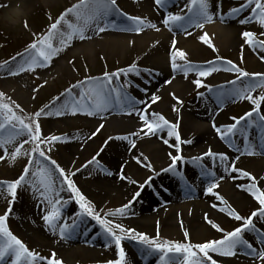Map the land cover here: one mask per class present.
<instances>
[{
    "label": "rangeland",
    "instance_id": "374dc122",
    "mask_svg": "<svg viewBox=\"0 0 264 264\" xmlns=\"http://www.w3.org/2000/svg\"><path fill=\"white\" fill-rule=\"evenodd\" d=\"M209 1L211 0H206L207 4H209ZM5 2L6 0H0V65H3V67H0V92L4 93V96L0 97V103L9 104L13 112L16 111V115H30L41 109H44L46 113L52 112V115H41L39 117L42 136L64 137V139L53 143L51 146L47 143L41 145L46 153L45 157H40L38 153H32L33 144L30 141L24 143L25 140H28L26 134L17 137L12 144L6 146L7 155H5L4 149L0 148V156H4V159L0 160V182H13L23 174L26 166L30 168L25 182H22L17 188L14 201H12L7 189L0 185V216L4 215L11 207L6 224L13 235L20 239L30 251H34L40 256L50 258L51 253L55 252L56 259L62 260L63 264H109L110 261L119 259V249L116 247L113 238L93 216L87 215L80 209L74 194L68 190L66 183L62 182L63 178L56 170L55 165L51 164V160H55L61 168L65 169L66 173H75L71 176V179L80 192L91 202L95 213H98L101 218L110 220L113 224H120L126 229H134L136 233L146 234L149 238L159 236L161 241L169 240L181 243L190 241L197 244L219 240L224 233L241 227L243 222L237 221L234 217L217 215L211 217L213 216L209 212L210 209L212 210L211 205L199 209L196 215H191L189 210H184L160 215L153 220L152 224L143 222L142 214L145 213L144 208L146 205L150 202H158L159 197L165 196L167 192L171 193L170 187L172 185L176 187L174 190L175 195L181 194L188 186H200L203 171L199 165L192 167L193 170L188 169L187 172L185 168L179 169V171H163V169L168 168L171 162L168 155L169 151L174 155H182L183 159L181 161H185L186 166L190 167L187 161L190 159L185 158L187 155L189 156L188 152L181 149L177 153L176 149L172 147L176 143L175 137H169L167 129H164L159 132L164 134L169 143L165 145V148H161L156 152L154 156L156 160L163 162L162 164L168 165L158 168L159 170L157 169L152 176L144 179L143 172L152 169L145 165L151 164L152 158L146 152V145L151 139L149 135L145 136L140 131L143 125L134 131L129 129L130 125L125 130L119 131L111 128L107 123L99 128V125L92 124L90 120L93 118L105 120L111 116L130 118L134 117L136 111H138V115L144 112L152 119L153 113H156L163 115L170 123L178 125L177 131L182 140H192L196 137L197 131L188 114L203 106L205 101H211L216 104L219 110L225 111L218 118V122L221 131H226L227 126L235 123L233 117L245 116L254 108L251 101L233 96L232 91L242 89L257 79L251 75L237 79L238 74L236 72L223 70L227 66L226 61H232L250 74H264V60L260 58L264 53H261L258 48L248 45L242 35L244 31H251L256 34L258 39L263 37L260 34L264 33V28L257 19L252 18L251 8L254 7V3L244 7L237 14L228 13L231 17V23L237 27L238 33L232 47L221 48L214 39L209 37L210 44L204 43L206 51H203L198 57V59L204 60L200 63L197 62L198 59L195 56L186 52L187 59L193 64L206 68L210 66L208 62H214L212 66L220 70L207 77H199L195 71L185 77L182 72L173 71L171 68L174 75L191 82L190 89L182 97L175 95V98L173 93L163 92L159 95L160 99L158 101L151 103L152 111H144L141 106L139 107L138 101H148L151 93L144 92L147 89L146 86L152 85L153 91L157 94L169 79V75L161 72L155 63L153 58V53L156 51L155 45L148 47L138 40H131L124 51L113 50L114 45L107 49L103 48L102 45H98L92 53H80L74 50V46L88 42L89 37L83 40L74 37L68 46L64 47L60 43L62 37L59 32L66 33L69 30L66 27H63L62 30V26H60L59 32L52 37L51 42L54 47H63V50L52 59L50 64L36 67L33 70L19 71L21 65H24L27 69L23 57L26 55L28 46L45 35L51 24L67 9L78 4L80 0H27L24 5V13L19 16L11 15L12 20L5 16L3 8ZM187 2L188 0H167L164 7H159L154 3V0H151L153 10L160 12L161 19L159 23L162 24L163 19L169 13L185 16L183 7ZM235 4L241 7L242 4H247V0H236ZM116 6L119 9L118 11L113 9L99 22L101 27H105L104 32H98L96 25L92 24L85 32V36L91 33V37L101 39L107 33L122 32L119 29L121 27H130L132 21L128 17H133L135 13L128 11L119 0H116ZM67 18L72 23H76L74 15L69 14ZM242 20L245 23H241ZM186 21L181 22L184 23L183 28L179 25L168 26L171 36L186 34L185 28H187V32L198 29L194 26L187 27ZM171 28L174 31H171ZM147 29L149 28H144L141 32ZM165 51L171 55L172 46H169ZM250 55L261 62L260 67L249 63ZM13 57H15V60H13ZM178 63L183 62L178 61ZM133 64L136 65L139 74L136 72L121 73L118 78L113 79L111 87L125 93L126 97L135 105V108L138 107L136 111H132L128 107V99L122 96L121 101L118 102L115 93H112L109 107L102 113L89 116L84 112H77L73 115L69 107L64 110L63 115L57 116L54 114L55 110L60 108L66 100L79 99L81 91H87L86 82L83 89L79 87L72 89V96L69 97L66 89L71 88L72 85L77 84L79 81H85L88 77L103 79L105 72H117L119 69H127ZM12 72L16 74L13 75ZM217 78H224V81L214 89L213 93H209L212 97L205 96L204 94L211 89L210 81ZM195 79H201L204 86L197 87L193 82ZM233 81L235 83H232ZM62 93L64 95H61ZM261 94H264V88H256L252 92L254 97ZM57 97H60V99L56 100ZM178 101H182V103ZM16 105H19V108ZM159 105H164V109L161 111L155 110ZM174 107L178 111H174ZM5 113L6 110L0 109V122H4ZM260 116H264V108H260L258 113L253 112L252 117L241 121L240 125L247 123V121H252L254 124H264L260 121ZM13 125L19 127L18 122L15 120L5 123L4 128L0 129V137L7 138L12 135L14 133ZM98 128L99 131L97 132ZM94 132H96V135H92ZM214 132L218 134L216 128H214ZM254 132L256 138L262 141L264 147V128L262 131L257 129ZM132 133L140 134L133 136ZM122 136H128L129 140L116 139V137ZM110 137L112 139H109ZM133 140L138 147V151L128 156L123 155L119 150V144H131L130 141ZM227 146L231 147V145ZM17 147L21 148V154L13 160L11 153ZM262 155L264 156V152H262ZM138 156L141 157L140 162L135 159ZM47 157H50L51 160ZM93 157L96 158L95 161H93ZM143 157H147V161H144ZM30 159L33 161L31 165H29ZM89 161L93 162L89 163ZM41 167H46L52 172L53 188L55 189V193L51 197L52 202L55 203L56 199L61 201V204L58 205L61 211V219L57 223L63 224L66 222L70 226L64 237L60 236L59 228L53 232L42 219L46 212L51 210L52 205L41 196L44 188L40 184V177L32 175ZM117 168H120L124 182L116 186L110 184L106 180V176ZM243 168L245 171L257 170L256 166L251 164ZM191 175L195 176L191 177ZM185 178L188 182L183 180ZM137 192L140 193L139 196H136ZM208 196L215 205H225L218 196L223 197L224 201H227V205L232 203L226 195L222 194L221 188L215 189ZM130 202V207L124 215H106L110 211H115ZM236 207L235 212L247 218L259 208V204L255 200L250 204L238 203ZM158 211L154 210L153 213H158ZM206 216L213 223L218 224L224 232L222 233L213 228L205 219ZM258 217L253 218L254 230H257V228H263L264 230V223L263 227L257 224L259 223ZM196 230L201 231L196 232ZM114 231L118 235L121 234L118 229H114ZM185 231L189 233L187 238L184 236ZM248 231L242 233L244 239H246ZM173 232L176 234L174 235ZM66 239L73 242L66 241ZM64 243L67 246L66 248L63 247ZM68 246L72 247L69 248ZM78 246H86L90 248V251L82 253L72 250ZM121 247L125 252V264H159L161 253L150 251L146 244L138 239H132L129 234H125V238L121 241ZM237 249L242 250L243 246ZM176 255L180 257V261L183 260L182 254ZM210 255L217 261V264H236L239 260L237 250L233 256H221L217 253H210ZM0 264H11V258L6 257L4 261H0ZM40 264H47V261H41ZM256 264H264V259Z\"/></svg>",
    "mask_w": 264,
    "mask_h": 264
},
{
    "label": "snow or ice",
    "instance_id": "6c2138e0",
    "mask_svg": "<svg viewBox=\"0 0 264 264\" xmlns=\"http://www.w3.org/2000/svg\"><path fill=\"white\" fill-rule=\"evenodd\" d=\"M167 0H154V3L159 7H164ZM254 3V7L251 8V12L253 14L252 18H255L259 21V23L264 26V0H247V4H242L239 8L231 9L232 14H237L243 10L244 7L248 5H252ZM185 7L188 9L192 15L187 17V21L184 15L180 14H172L169 13L164 19L163 24L165 26L169 25H179L180 27H184V23H187V27H197L202 28L204 22H211L212 16L208 12V4L206 0H188ZM113 9L119 10L116 6V0H80V2L76 5H73L71 8L67 9L61 16L51 24L48 32L34 41L32 44L28 46L26 50V55L23 57L25 63L27 65V69L24 65L19 67V71L25 70H33L36 67H42L47 64H50L52 59L57 56L62 50L63 47H54L52 44V37L59 32L60 26L62 22L67 25V29L69 31L59 32V35L62 37L60 43L62 46H68L69 42L74 38L78 37L83 40L87 37L85 36V32L88 30L89 26L92 24L96 25L98 32H104L105 27H101L99 22L100 20L107 16V14ZM72 14L75 16L76 23H72L66 19V17ZM130 21H132V25L124 30L126 31H134L136 33H140L144 28H153L159 31L155 24L148 21L146 18L141 17H128ZM241 23H245L244 20ZM185 31L188 35H191L190 32H187V28ZM242 35L245 37V41L248 45L253 48H258L261 53H264V39H258L256 34L251 31H244ZM264 36V33L260 34ZM199 39L205 43L210 44V40L207 33H204L199 37ZM172 49L170 60H171V68L173 71L182 72L185 77L191 72H196L199 77H207L211 75L213 72L218 71L215 66H212L214 62H208L209 67H203L199 65L193 64L191 61L187 59V53L181 49L176 48V40L172 41ZM23 55V54H21ZM260 58L264 60V55H261ZM219 59V58H218ZM15 60V57H13ZM178 61H182L183 63H178ZM7 64V62H5ZM226 67L223 69L229 72H236L238 74L237 79L241 77H252L257 78L256 81L247 84L242 89H234L232 91V95L236 96L240 99H247L251 101L254 105L252 111L245 114V116L236 118L233 117L235 123L227 126L226 131H221L219 127H216L217 133L220 135L221 139H226L229 135H234L237 126L241 121L246 118H250L253 115V112H259L261 108V103L264 102V94H261L258 97H254L252 92L255 91L256 88H264V74L262 73H248L234 64L232 61H226ZM3 67V65H0ZM129 72H136L139 74V71L135 64L129 66L127 69H119L117 72L108 73L105 72L103 74V79L100 78H92L88 77L85 81H79L77 84L71 86V88L66 89V93L69 97L72 96V89L81 88L83 89L85 83L87 82V91H81L79 99L66 100L60 108L55 110V115H63L64 110L71 108V113L75 115L77 112H84L89 116L102 113L107 110L110 104V97L112 93H115V98L118 102L121 101V97L124 96L125 99H128V107L132 111H136L135 105L131 102L129 98L126 97L125 93H122L117 88H112L111 84L114 78H118L121 73L127 74ZM11 74L15 75V72ZM171 81H168L170 83ZM194 84L197 87H203V82L201 79H195ZM232 83H235L233 81ZM61 95H64L63 93ZM4 93L0 92V97H3ZM175 98V94H173ZM60 97H57L56 100H59ZM160 99L159 96H152V103H155ZM182 103V101H178ZM19 108V105H16ZM0 109L6 110L4 122H0V129L4 128L5 123H10L15 120L18 122L19 127L13 125L14 133L7 138L0 137V148L4 149L5 155H7L6 146L12 144L13 141L17 139V137L27 135L28 140H25L24 143H28L29 141L33 144L32 153H38L40 157H45L46 153L41 148L42 144L47 143L51 146L53 143L64 139L61 136H49L44 137L41 133V126L39 123V117L41 115H52V112H45L44 109L36 112L34 117L31 118H23L18 116L13 112L12 108L9 104L0 103ZM174 111H178L174 107ZM130 114V113H129ZM140 120L143 121V127L141 128V132L143 135L147 136L149 134H155L159 131L167 129V134L169 137L174 136L176 143L172 145L177 151L180 152V145L182 143H191L190 140H182L179 132L177 131L178 125L176 123H170L163 115L153 113V118L150 119L149 116L141 112ZM25 119H28L29 122H25ZM260 121L264 122V116H260ZM254 123V122H253ZM103 125H100L99 128H102ZM261 127L264 128V124H261ZM97 129V132L99 131ZM140 133H132L131 135L136 136ZM92 135H96L94 132ZM109 139H112L111 137ZM116 139L129 140L128 136L116 137ZM165 144H168L169 141L164 139ZM132 146H135V141H130ZM50 150V147H49ZM21 154V148H15V151L11 153V158L14 160L17 156ZM27 154V153H25ZM248 155L255 154L252 151L247 152ZM99 155V154H98ZM170 155V164L168 168L163 169V171H175L177 168L178 161L183 159L182 155ZM204 156L208 157H219L221 165L224 166L225 171H231L233 173H239L240 177H246L253 183L246 186L247 191L254 197V199L258 202L259 208L252 212L250 217H242L234 209L230 206L227 209H220L221 211L227 210L229 216L234 217L237 221H242L241 227H237L230 232L224 233L223 237L219 240H210L203 243L193 244L189 242H177V241H169L159 239V236L156 238H149L146 234L136 233L134 229H126L120 224H113L112 221L103 219L98 213H95L94 206L91 205V202L87 200V198L80 192L79 188L76 187L74 181L71 179V176L75 173H66L65 169L61 168L55 160H51L50 157L47 159L51 160V164L55 165L56 170H58L60 176L63 178V183H66L68 190L74 194L76 201L79 203L80 209L89 216H93V218L104 228V230L113 238L116 247L119 249V259L115 261H110L109 264H125V252L121 247V241L125 238V234L131 235V238L136 240L138 239L142 243L146 244L150 251H155L161 253L159 257V264H217V261L213 259V256L210 253H217L221 256H233L236 254L237 248L244 246L250 250L252 249V245L249 244L246 240L243 239L242 233L247 230L254 229L253 218L261 217L264 218V190L258 188L255 183L256 177L252 176L248 171H244L238 169L235 166V161H232L231 164L228 163V158L225 154H217L213 153L211 149H209ZM4 159V156H0V160ZM137 162L141 161V157L135 158ZM147 157H143L144 161H147ZM202 157H194L193 160H200ZM239 159V157H237ZM96 158L93 157V161ZM93 161H89L92 163ZM33 163L32 159L29 160V165ZM146 167H151V164L148 163L145 165ZM79 171V169H77ZM30 168L26 166L24 168L23 174L19 176L13 182H0L4 188L7 189V192L10 193L12 197V201L15 200L17 195V188L25 182L26 177L29 175ZM111 174V173H109ZM208 177H215V172L205 171L202 173ZM34 176L40 177V184L44 188V191L41 192V196H43L48 203L52 205L50 211H47L46 214L42 217L45 224L50 227V229L55 232L57 228H59V234L61 237H64L67 230L69 229V225L65 222L63 224H58L57 221L61 219V211L58 205L61 204L60 199H56L55 203L52 202V194L55 193V189L53 188V180H52V172L50 169L46 167H41L37 169L36 172L32 173ZM121 178H123V174H121ZM223 179V177H220ZM240 187H245L241 185ZM218 188V183L213 179L206 191L208 193H213L214 189ZM139 192L136 193V196H139ZM218 195V194H217ZM218 198L227 205V201H224L223 197ZM11 203V202H10ZM130 204L123 205L122 207L116 209L115 211H110L106 215H124L126 210L130 207ZM216 205H213L215 207ZM11 212V207L5 212L4 215L0 216V261H4L6 257L11 258V264H40L41 261H47V264H63L62 260L56 259V253L52 252L50 258H46L40 256L38 253L34 251H30L26 245L18 239L15 235L11 233L8 229L6 221L8 219V215ZM207 222L218 231L222 233L224 230L220 228V226L216 223H213L210 219L205 217ZM114 229H118L121 233L117 234ZM135 233L134 235H132ZM189 233L187 231L184 232V236L187 238ZM172 254V255H170ZM176 254H182L183 260L180 261V257ZM257 255L261 258H264V250H261L257 253Z\"/></svg>",
    "mask_w": 264,
    "mask_h": 264
},
{
    "label": "bare ground",
    "instance_id": "6f19581e",
    "mask_svg": "<svg viewBox=\"0 0 264 264\" xmlns=\"http://www.w3.org/2000/svg\"><path fill=\"white\" fill-rule=\"evenodd\" d=\"M122 5L130 12H134L136 17L146 18L151 23L154 22L156 27L159 29L149 28L148 30L134 34L133 32L126 31L124 29L128 27H121L119 29L122 32L116 33H107L101 39L93 38L90 36L91 33L86 34V37L90 39L88 42L83 44H77L74 46V50L80 53H92L98 45H102L103 48L111 47L114 45L113 50H125L127 48L128 42L131 40H138L141 44L149 46H156V51L153 56L155 63L164 74L169 75L168 83L166 81L165 85L162 86V89L159 93H153V95L159 96L163 92H170L175 94L176 96L182 97L191 87V82L185 79H181L171 72V60L169 54L166 53V49L169 46H172L173 39L176 40V48L181 49L189 54L195 56L197 59L199 55L206 51L205 44L199 39L201 35L204 33L208 34V37L214 39L221 48H229L232 47L235 40L238 37L237 27H235L231 23L230 14L232 13L231 9L239 8L235 4L236 0H211L208 4V12L212 16L211 22H204L202 28H198L196 30H191V35L187 33L182 36H171L170 31L168 30V26L166 27L164 24L159 23L160 21V12L153 10V6L151 4V0H119ZM27 0H6L4 5V13L5 16L9 19H13L11 15L15 14V16H19L24 13V5ZM186 5V4H185ZM183 7V12L186 14L185 18L191 16L192 14L188 13L187 8ZM171 26V25H169ZM264 28V26H262ZM171 31L174 29L171 28ZM264 39V36L262 37ZM95 48V49H94ZM204 60L198 59L197 62H203ZM249 63L254 64L256 67L261 66V62L254 59L253 55H250ZM174 75V76H171ZM224 81V78H217L210 81L211 90L209 93H213L214 89L219 87L221 83ZM147 91L152 93L153 86L147 85ZM209 93H205V96H210ZM152 95V96H153ZM152 96L149 97L147 102L138 101L139 107L141 106L142 110L152 111V107H150L152 103ZM212 97V96H210ZM138 108V107H136ZM264 108V103L261 105V109ZM164 109V105H159L155 110L161 111ZM138 111L134 112V117H122V116H111L105 120H97L91 119L90 121L94 125H103L104 123L111 128H115L119 131L125 130L127 126L130 125L129 129L134 131L138 128H141L143 125V121L140 120V115L137 114ZM225 113L224 110H219L216 105L211 101H205L204 105L196 108L192 113L188 114L191 122L194 125V128L197 131V135L193 138L191 143H182L180 145V149L188 152L185 158L190 159L187 160L189 162V166H186L185 161H180L177 163L176 170L185 168L187 172L188 169L196 166H200V169L205 171L215 172V177H208L202 174V181L200 186H188L187 189H184L181 194L175 195L174 190L176 187L173 185L170 187L172 190L171 193L167 192L165 196H160L158 202H150L144 208V214H142V221L148 222L152 224L153 220L163 214H168L170 212H181L189 210L191 215H196L199 209H203L207 207V205H211L212 210L210 209V214L213 215L211 217L217 216H229L227 210L221 211L220 209H227L230 206L235 211L237 210L236 205L238 203L241 204H250V202L255 201L254 197L247 191L246 186L253 183L246 177H240L239 173H233L230 170L225 171L224 166L221 165L219 157H208L204 156L209 149L212 150L213 153L217 154H225L228 158V163L231 164L232 161H235V166L238 169L244 170V166L251 164L256 166V171H248L252 176L256 177L255 183L258 188L264 190V156L262 152H264V147L261 146L262 141L256 138V134L254 130H263L261 124H254L252 121L244 124H239L237 126V130L234 135L228 136L226 139H221L219 134L214 132V124L216 127H221L218 118ZM141 114V113H140ZM106 121V122H104ZM151 140L146 145L147 155L152 158L151 162V170H147L143 172V178L146 179L154 174V172L158 168H163L165 165L163 162L156 160L155 153L158 152L161 148H165V143L163 142L165 136L162 132H157L155 134H149ZM255 143V145H254ZM258 147H255L257 146ZM227 145H231V148ZM138 147L129 143H120L119 150L123 155L128 156L138 151ZM252 151L255 154L248 155L247 152ZM174 155L172 152H168V155ZM170 156V155H169ZM194 157H202L200 160L194 161ZM239 157V159H237ZM159 170V169H158ZM245 171V170H244ZM202 172V173H203ZM195 175H191L193 177ZM223 177V179H220ZM187 178V177H186ZM185 182H188V180ZM215 180L218 183V188H221V192L223 195H226L232 203H228V205H215V203L209 198L208 192L206 191L209 183L212 180ZM106 180L113 185H120L124 182V177L121 178V170L117 168L110 175L106 176ZM190 180V178H189ZM244 185L245 187H240ZM217 189V188H216ZM215 190V189H214ZM154 210H159L158 213H153ZM151 211V212H150ZM259 226L263 227L264 218L258 217ZM202 230V228H201ZM201 230H196L199 232ZM195 232V231H194ZM175 235L176 233L173 232ZM244 239V238H243ZM246 240L249 244L252 245V249L250 250L243 246L242 250L237 249V253L239 254V260L236 264H256L262 261V259L257 255V253L261 250H264V230L263 228H257V230L252 229L247 232ZM66 241H71L66 239ZM73 242V241H71ZM70 245V244H68ZM63 247H67L66 244H63ZM69 248L72 246H68ZM77 252H88L90 248L86 246H78L74 247ZM96 251H101L100 249H95Z\"/></svg>",
    "mask_w": 264,
    "mask_h": 264
},
{
    "label": "trees",
    "instance_id": "16d2710c",
    "mask_svg": "<svg viewBox=\"0 0 264 264\" xmlns=\"http://www.w3.org/2000/svg\"><path fill=\"white\" fill-rule=\"evenodd\" d=\"M67 25H65L64 23L62 24V30H63V27H66ZM36 113V112H35ZM35 113H32V114H30V115H23L22 117H24V118H31V117H34V114ZM25 122H29L28 121V119H25Z\"/></svg>",
    "mask_w": 264,
    "mask_h": 264
}]
</instances>
